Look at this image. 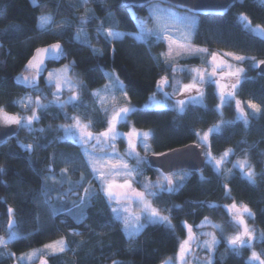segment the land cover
I'll list each match as a JSON object with an SVG mask.
<instances>
[{"label":"trees","instance_id":"1","mask_svg":"<svg viewBox=\"0 0 264 264\" xmlns=\"http://www.w3.org/2000/svg\"><path fill=\"white\" fill-rule=\"evenodd\" d=\"M87 6L92 15L82 24ZM144 12L122 7L121 0H92L86 6L82 0H37V4L0 0V111L22 117L33 111L32 106L24 108L28 99L49 102L53 98L55 87L46 82L45 74L30 88L16 82L20 75L29 74L26 66L42 46L62 45L61 60L48 70L70 65V76L78 86L75 103L38 109L39 119L31 131L23 127L17 137L0 147V238H9L11 232L17 235L2 250L0 264H14L9 254L21 255L60 239L66 242L65 251L47 255V264H164L178 252L187 225L210 219L234 233L237 227L225 210L233 202L253 213L252 223L260 233L254 249L264 258V77L249 66L250 58L264 61V39L245 29L238 19L245 16L264 30V6L255 0H238L225 16H198L193 36V44L210 51L249 58L247 77L235 96L240 102L259 105L260 113H249L246 122L236 119L233 102L219 111L212 85L204 89L203 106L191 105L182 113L143 108L157 93L161 77L172 70L165 42L141 32L137 15ZM41 15L51 17L52 29L40 27ZM79 27L89 43L77 40ZM108 31L124 35L108 37ZM183 62L197 63L195 59ZM108 74L119 81L121 92L127 93L124 96L136 108L128 116V124L151 132L153 154L199 144L201 133L220 125L210 136L209 152L219 157L232 151V159L247 160L255 173L254 182L244 178L238 168L229 167L231 162L220 172L210 165L201 173L187 172L176 188L155 197L171 226L149 223L136 236L128 237L94 181L82 147L63 139L60 128L72 114H95L91 112L92 92L107 83ZM100 122L98 126H105L103 118ZM155 173L147 167L146 174L152 179ZM86 187L88 194L82 199ZM247 257L248 249L236 252L220 239L212 264H251Z\"/></svg>","mask_w":264,"mask_h":264},{"label":"rangeland","instance_id":"2","mask_svg":"<svg viewBox=\"0 0 264 264\" xmlns=\"http://www.w3.org/2000/svg\"><path fill=\"white\" fill-rule=\"evenodd\" d=\"M92 0H87L85 3L84 0H82V3L84 6H86L87 3H89ZM242 1V0H240ZM258 2L260 5L264 6V0H255ZM33 4H37V0H31ZM151 5L145 8L144 13H139L137 15V20H144L147 21V27H150L153 31L156 29V24L154 20L150 17L149 15V9ZM161 7L170 9L173 13H176L179 17H184V16H189L193 17L195 19V24L191 27H186L187 22L182 21V20H174V23L169 26L168 32L166 35L169 37V39H160L165 42L166 47H167V52L169 50V45H171L172 48V55L170 57H167L171 63H172V70L169 74L164 75L163 77H167L168 79V84L163 85L159 87L157 93L150 97L149 101L143 108H149V109H173L176 110L179 113L184 112L189 106L194 105V106H203L205 103V87L212 85L216 91V94L219 98V111L223 110V107L230 102L234 103L235 110H236V119L240 121H247L249 117V113L252 115H258L260 112H256L255 110L251 109L248 107L249 102H240L236 99L235 92L236 90L240 87L242 82L246 79L247 77V67L245 65L246 61H248L249 58L241 55L234 54L235 56H241L244 57L245 59L242 61H237L233 58L231 55H225L226 53H231V52H219V51H210L206 49L205 47H201L198 45L193 44V36L197 30L198 24H199V18L198 16L189 14L187 12H182L178 11L176 9L167 7L163 4H161ZM92 15V10L90 7L87 6V8L83 12V17H90ZM245 16H239V22L242 24V26L250 31L251 33L261 37L264 39V30L260 26H254L248 18ZM172 19V18H170ZM250 22V24H249ZM82 26V25H81ZM54 27V22L51 19V22L46 26L45 29H52ZM79 31V37H77V40L82 42V43H89V40L86 36L85 31L82 30L81 27L78 29ZM154 36V35H153ZM156 37V36H155ZM185 47H191L192 49H199V50H205V51H194V52H187L184 51V48L181 46ZM166 52V53H167ZM179 53V54H177ZM212 54H216L218 59L216 62V67H215V74H213V63L211 60ZM191 59H195L197 63L194 64H186L183 61H188ZM223 61L224 63H221ZM249 66L253 68H257L260 65V61L262 60H257L250 58L249 60ZM227 65H231V69L227 67ZM67 67V72L65 75L71 79V81L76 85L74 90H70L68 87L64 86L62 87L61 91L57 93V89L54 86L53 83H49V73H59L62 70H64ZM70 65L64 64L56 68H52L48 70L44 77L46 79V82L54 86L55 92L54 94L59 95V100H56V95H53V98L49 102H45L42 99H35V101L28 99L27 103L24 105V108H29L33 107V111L29 115H24L21 117L23 121V127L26 129H29L32 127L33 123L35 120L32 121V124L29 126L26 123V118L29 116H32L34 113L36 115V111L40 109V107H37L36 102L39 101L40 105H65L66 102L73 104L76 102L78 98V86H77V81L75 79H72L70 76ZM237 68L243 69V72L240 73L239 76H230L228 73L230 71H235ZM203 76V79H200V76ZM27 78L30 80L34 81V83L38 82V75L34 73H29L25 75ZM111 77V79L109 78ZM33 78H35L33 80ZM63 78V77H62ZM195 84V87L192 88L191 90L185 92L183 91V86L184 85H189V84ZM233 83H236L235 89H231L229 86ZM221 86L223 87V91L225 93H228L229 91L233 92L234 95L228 96L225 95L224 102L221 103ZM94 93H99V95H94ZM70 97H75L71 102H68ZM92 97H93V105L92 108L93 110L91 112L95 113L94 115H89L88 113H85L86 117H83L82 115L78 114H72L70 116V119L66 121L65 123L61 124V130L63 133V139L65 140H70L79 146L82 147L84 155H85V149H87L89 156L85 155V159L87 163L89 164L90 168V162H89V157H105V159H113L118 161L120 158L123 159L124 162L127 163L129 169H136L137 171L135 172L134 175L131 177H127L125 175H112L111 178L108 180L109 183H112L113 185H119L123 184L126 180L131 183L132 189L138 192H144L145 193V198L151 202L152 206L159 210L161 212V215L166 216L161 209L158 208L156 202H155V197L163 192L161 189L154 187V188H146V185H162L164 188L171 187L172 189L176 188L183 180L186 179L187 177V172H178V173H173L170 175H165L162 172L155 170L156 173L154 174L155 178L152 179L150 176L146 174V169L148 166V156L152 154L151 148H150V137H151V132L149 131H144V130H139L132 125L128 124V116L133 112H129L126 116L122 115V118L120 122L117 124V132L120 134L117 139L113 142L115 144L114 149H104L101 150L99 146H97L95 149H93L92 145L95 143L89 142L87 145L83 144L80 139H79V132L77 129L73 128L72 125L74 121L71 119L72 117H79L80 121L82 124H90V128L88 129L89 131H92L94 134H99V132L104 131L106 127V121L111 118L112 115V110L113 109H119L120 107H131L133 109H136L133 105H131L124 94L121 92L120 87L118 83L115 81L113 76L111 74H108V81L107 83L92 92ZM196 99H193V98ZM180 100L185 101V105L183 108V111L180 110L178 102ZM237 102H239L240 107H237ZM253 103V102H251ZM254 104V103H253ZM37 116V115H36ZM94 116V117H92ZM97 118V119H96ZM101 118H103V121L105 123V126L101 127L98 126V124H102L100 122ZM217 127V126H216ZM216 127L212 128V131H207L204 133H201L199 135V140L200 143L198 144L202 148L205 149V155H206V160L208 165H210L214 170L220 172L222 169L228 167L227 164L231 162L229 167H236L238 170L241 172V175L250 180L247 176L248 172V167L246 166L244 169H241L239 166L238 162L240 161H245V159H240V158H235L232 159L234 156V153L232 151H226L229 154L224 157V161L222 164L217 165L215 163V160H220L221 157L224 156V153L216 157L212 155L209 152V139L210 136L212 135L213 132L217 131ZM133 129H135L139 133H149V137L145 139L144 137H139V138H133L134 143L136 144L135 148V153L138 154V157L142 161L141 163H137V158L136 155L133 156H128L126 153L129 150V145H128V137L127 134L130 133ZM219 130H220V125H219ZM75 133V134H74ZM207 134L208 135V140L204 141L202 137ZM147 146V148L145 147ZM208 153L211 154V157L215 158L209 159V156L207 155ZM115 154H118L115 155ZM247 161V160H246ZM247 165L250 166V164L247 161ZM251 167V166H250ZM252 169V167H251ZM92 170V169H91ZM253 170V169H252ZM105 171H108V169H105ZM184 173V174H181ZM201 173V172H200ZM171 178L172 184H168V178ZM93 179L96 183L99 184V187L102 191V193L106 196L105 192L103 191V185L100 180L94 178ZM92 179V180H93ZM251 181V180H250ZM89 185V184H88ZM87 189V187L85 188ZM85 189L83 191L82 199L85 195ZM113 191L119 194L123 191H128L127 189H120V188H113ZM149 192H157L156 196L149 195ZM106 198L109 200L111 203L112 209H119V212H114L116 216L120 219L122 227L128 237H134L136 236L142 228L149 223H163L160 221H155V222H147L146 217L147 213L141 211V205L133 199L131 203L129 204L127 201H124L121 199L119 202L116 201V199H109L107 196ZM235 204L237 207L235 209L231 208V205ZM124 207H129L130 211L129 212H124L123 208ZM243 207L244 205L238 204V203H230L229 205L225 206V210L231 220V222L237 227L234 233H228L226 232L225 228L223 227L222 224L214 222L210 219H205L204 221L200 222L196 226H191L192 229V235L194 237L195 243L191 244L190 251L188 254L184 256V260L181 261L180 256H179V251H180V246L178 249V252L176 255L168 260V264H209V260L211 261V264L213 262V257H214V252L216 247L218 246L220 239H224L225 242L228 244V246L233 249L229 243L228 240L230 237H233L240 232L243 231V226L238 223V217L242 216L244 219L245 223L247 224L248 228L253 231L254 233V239L251 241H248L250 243L249 246H243L235 250L236 252H241L243 249H248V257L247 260L251 264H260L261 261H264V258H262L261 254L257 252L254 249V242L260 239V233L256 229V227L253 225V215H249L248 213L243 212ZM252 213V212H251ZM253 214V213H252ZM134 215H138L141 217L140 221L138 222L140 225H143L139 230H136L135 223L132 220V217ZM128 217L129 218V224L128 228H125V223H124V218ZM167 224V223H164ZM13 226V223L11 222V227ZM188 226L187 225V234L184 240L188 238ZM14 232L10 233L9 238H6L4 240L7 241V243L10 240H13L12 234ZM212 234V236H209L208 234ZM17 237V235H16ZM212 237L215 238L217 243L214 245V248L210 250L208 247H205L204 244L206 241H210ZM247 241V238H245ZM183 240V241H184ZM58 241H63L64 248L66 249V242L64 239L57 240L55 242L46 244H55ZM182 241V242H183ZM181 242V243H182ZM42 246L40 248H37L35 250L23 253L21 255H12V259L14 264H47L46 261V256L50 254H59L61 253L57 249H50L46 248L45 246ZM181 245V244H180ZM5 247H0V256L3 255V251ZM65 251V250H64ZM256 252L258 256L260 257V260L256 261H250V258L252 256V252Z\"/></svg>","mask_w":264,"mask_h":264},{"label":"snow or ice","instance_id":"3","mask_svg":"<svg viewBox=\"0 0 264 264\" xmlns=\"http://www.w3.org/2000/svg\"><path fill=\"white\" fill-rule=\"evenodd\" d=\"M35 2V0H34ZM84 2L86 3L87 0H84ZM151 2V7L149 9V15L150 17L154 20L155 24H156V29L155 31H153L152 29H148L146 27L147 25V21L144 20H137V23L141 29V32L146 33L148 35H154L156 36V38L158 40L160 39H169V37L166 35V33L168 32L169 26L172 25L174 23V20L178 19V20H182V21H186V27H191L195 24V19L193 17H189V16H184V17H179L176 13H173L170 9L167 8H163L161 7V4H163L165 2V0H150ZM172 18V19H170ZM89 18L88 17H82L81 18V23H87V20ZM246 19V18H245ZM51 22V17L50 16H46V15H41L39 17V25L41 28H46V26ZM250 24V22H249ZM99 32V30H98ZM124 34L121 33H113L112 31H108L107 32V36L108 37H120L123 36ZM77 37H79V34H77ZM182 48H184V51H187L189 53L194 52V51H205V50H199V49H192L191 47H185V46H181ZM179 54V53H177ZM48 55H52L54 58L57 55H63V51L61 49V46L59 44L56 45H52L50 46V48H46V49H38L36 55L33 56L32 61L29 62L28 64V68L29 69H33L36 70L37 72L39 71L41 65L43 64L44 58L45 56ZM166 57H170L172 55V48L171 45H169V50L168 52L165 54ZM225 55H231L233 56V58L237 61H242L245 58L241 57V56H235L232 53H226ZM217 55L216 54H212L211 56V60L213 63V74H215V67L216 62H217ZM254 59V58H253ZM221 63H224L223 61H221ZM260 64H264V61H260ZM227 67L229 69H231V65H227ZM67 72V67L62 70L59 73H49V83H53L54 86L57 89V93H59L62 89V87L66 86L68 87L70 90H74L76 85L71 81V79H69L65 73ZM243 72V69L237 68L234 72L230 71L228 73V75L230 76H239L240 73ZM63 77V78H62ZM111 79V77H109ZM25 79H27V77H25ZM35 78H33L34 80ZM200 79H203V76H200ZM119 83V81H117ZM161 84L163 85H167L168 84V79L167 77H161V81L160 83H158V87L161 86ZM236 83L231 84L229 87L231 89H235L236 87ZM195 87V84H189V85H184L183 86V91L187 92L189 90H191L192 88ZM223 87L221 86L222 90H221V103L224 102L225 99V95L231 96L234 95L233 92L229 91L228 93H225L223 91ZM125 96L127 95V93H123ZM56 95V100H59V95L58 94H54ZM94 95H99V93H94ZM73 99H75V97H70L68 102H71ZM193 99H196L195 97ZM67 103V102H66ZM37 107L40 108H46L47 105H40L39 101L36 102ZM180 110L183 111L184 105H185V101L184 100H180L178 102ZM237 107H240L239 102H237ZM248 107L255 110L256 112H260V107L257 104H253L251 102H249ZM135 111V109L131 108V107H120L119 109H113L112 110V115L111 118L108 119L106 121V127L104 131L99 132V134H94L92 131H89L88 129L90 128V124H82L79 117H72L71 119L74 121L72 127L77 129L79 132V139L80 141L87 145L89 142H95L92 147L93 149H95L97 146L100 147L101 150L104 149H114L115 148V144L113 143L117 137L120 135L117 132V124L120 122L122 115L126 116L129 112ZM9 121L12 123H16L19 124L21 122V120L19 118H12V117H8ZM39 117L35 115V113L32 116H29L26 118V123L30 126L32 124L33 120H38ZM29 130L31 131V128H29ZM216 130H219V126L216 127ZM42 131V129L40 130ZM212 131V130H210ZM75 134V133H74ZM149 133H139L137 132L135 129H133L130 133L127 134L128 137V145H129V150L126 153V155L128 156H133L136 155L137 158V163H141L142 161L140 160V158L138 157V154L135 153V148H136V144L134 143V139L133 138H139V137H144L145 139H147L149 137ZM199 135V134H197ZM202 139L204 141L208 140V135L205 134ZM29 148L31 147L30 145L28 146ZM145 147L147 148V146L145 145ZM229 153L225 152L224 156L221 157L220 160H215V163L217 165H220L223 163L224 161V157H226ZM85 155L89 156V153L87 151V149H85ZM118 156V154H115ZM209 156V159H215L213 157H211V154L208 153L207 154ZM89 162L91 165V169H92V173L94 175V178L98 179L101 181L102 185H103V191L105 192L106 196L109 199H116L117 202H119L121 199H123L124 201H127L129 204L131 203V201L133 199H135L136 201H138V203L141 205V211L146 212L147 213V217L146 220L147 222H155V221H160L163 223H167L169 226H171V220L170 217L168 216H164L161 215V212L159 210H157L156 208H154L151 204V202H149L146 198H145V193L144 192H138L135 191L134 189H132L131 183H129L127 180L123 183V184H119V185H113L112 183H109L108 180L111 178L112 175H125L127 177H131L132 175L135 174V172L137 171L136 169H129L128 165L126 162L123 161L122 158H120L118 161L113 160L111 158L109 159H105V157H89ZM239 166L241 167V169H244L246 166L248 167V172H247V176L248 178L254 182L255 180V173L254 171L251 169L250 166L247 165V161H240L238 162ZM105 169H108V171H105ZM0 171H3L2 169H0ZM168 184L171 185L172 184V180L169 177L168 178ZM120 188V189H127L128 191H123L119 194V196L117 195V193H115L113 191V188ZM157 187L159 189H161L162 191H172L171 187L168 188H164V186L162 185H146V188H154ZM85 194H88V189H85ZM149 195L152 196H156L157 192H149ZM81 203H83V201H81ZM237 206L235 204L231 205V208L235 209ZM119 209H113V212H119ZM124 212H129L130 209L129 207H124L123 208ZM13 210L9 209V213L12 214ZM243 212L248 213L250 216L253 215L251 213V210L247 208V206L243 207ZM141 217L138 215H134L132 217L133 222L135 223V227L136 230L138 231L139 228H141L143 225H140L138 222L140 221ZM124 223H125V228H128V224H129V218L125 217L124 218ZM238 223L240 225L243 226V231L240 232L239 234L230 237L228 240L229 245L233 248V250H237L240 247L243 246H251L250 243H248V241H251L252 239H254V233L252 230H250L247 226V224L245 223L244 219L242 218V216L238 217ZM9 227H11V221L9 223ZM188 238L186 240H184L181 245H180V251H179V256L181 261L184 260V256L186 254L189 253L190 251V245L195 243L194 241V237L192 235V229L191 226H188ZM209 236H212V234H208ZM12 238L15 239L16 238V234L13 233L12 234ZM247 238V241L246 239ZM261 238L264 239V233L261 234ZM217 243V241L215 240L214 237H212V239L210 241H206L204 246L208 247L210 250H212L214 248V245ZM64 242L63 241H58L55 244H50V245H46V248H50V249H57L60 252H63L65 250L64 246H63ZM7 246V241L4 240L3 238H0V247H6ZM9 255H14V254H9ZM256 260H260V257L258 256V254L256 252H252V256L250 258V261H256ZM115 264V262H114ZM164 264H168V261H164ZM186 264V262H185ZM209 264H211V261L209 260ZM260 264H264V261H261Z\"/></svg>","mask_w":264,"mask_h":264},{"label":"water","instance_id":"4","mask_svg":"<svg viewBox=\"0 0 264 264\" xmlns=\"http://www.w3.org/2000/svg\"><path fill=\"white\" fill-rule=\"evenodd\" d=\"M237 2L238 0H165L163 5L195 16H225ZM150 5V0H121V6L126 8L145 9ZM56 44H59L63 51V47L60 43L42 46L34 51L29 62L32 61L38 49L50 48V46ZM60 60L61 55H57L55 58L52 55H48L45 56L43 64L38 72L27 67L29 62L26 66V70L28 73L42 76L48 71V66L50 64L59 62ZM256 70L260 76L264 77V64H260ZM25 77V75H20L17 77L16 82L27 88L32 87L34 81L29 78L25 79ZM8 117L19 118L21 122L19 124L12 123L9 121ZM22 128L23 121L20 116L6 110L0 111V147L17 137L21 133ZM147 162L149 168L158 170L165 175L178 172L200 173L204 171L208 165L205 149L196 143H190L163 154L152 153L148 156Z\"/></svg>","mask_w":264,"mask_h":264}]
</instances>
